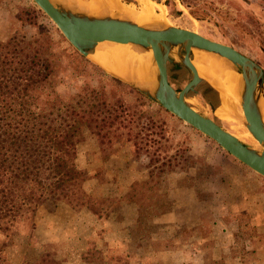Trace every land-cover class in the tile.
Instances as JSON below:
<instances>
[{"label":"rangeland","instance_id":"rangeland-1","mask_svg":"<svg viewBox=\"0 0 264 264\" xmlns=\"http://www.w3.org/2000/svg\"><path fill=\"white\" fill-rule=\"evenodd\" d=\"M15 1L17 18L6 39L15 33L31 39L42 32L51 35L57 45L73 48L33 0ZM123 1L130 6H133L130 2H134L137 10L144 9L140 2ZM149 1L156 5L160 15L170 20V24L229 45L264 69V0ZM33 10L39 15L35 16ZM182 66L171 68L172 83L177 90L183 89L192 78V73ZM99 68L88 66L95 78H103L105 84L112 82L111 75ZM61 78L58 92L62 98L75 93L83 82L82 77L69 71ZM123 91L126 93L120 94L129 103L139 97L128 85ZM221 95L218 111L226 109L225 98ZM191 96L190 103L196 109L215 119L239 139L258 145L256 140L244 136L242 117L222 112L217 116L206 105L207 102L217 104V97L209 93V84L204 78L197 93ZM42 105L40 101L39 111ZM140 110L147 119L166 120L168 141L163 140L162 150L175 164V171L162 176L158 190L150 187L144 192L142 184L150 180L149 159H137L132 143L117 146L113 153L107 150L105 155L96 139L86 135L79 145L77 163L89 176L85 190L102 202L100 208L106 211L103 217L87 209L76 210L65 202L48 201L38 209L35 218L31 214L24 215L18 225V234L7 249L8 264H30L47 253L62 264H167L163 259L156 261L149 256L150 234L160 229L153 225L152 218L165 211L179 212L184 208L183 202L192 210L201 212V224L193 228L191 223H179L170 232H165L166 235H160L164 239L153 245L154 250H178L179 246L190 241L197 243L195 238H200L202 244L196 246L208 251V256L203 254L204 264L223 261L228 264H264V177L159 105L147 102ZM131 189L140 192L136 198L142 207L138 205L137 224L124 228L113 219ZM183 189L191 191L192 197L189 193L177 194ZM243 198H248L250 211L235 207ZM183 216L188 221L193 218V213ZM108 217L111 219L106 222ZM110 224H115L117 228L114 230L118 231L113 230L112 237L107 239L106 226ZM117 232L119 235H115ZM190 254L191 251H187L182 264H192L193 255Z\"/></svg>","mask_w":264,"mask_h":264},{"label":"trees","instance_id":"trees-1","mask_svg":"<svg viewBox=\"0 0 264 264\" xmlns=\"http://www.w3.org/2000/svg\"><path fill=\"white\" fill-rule=\"evenodd\" d=\"M89 65L98 67L46 33L0 39V264L9 263L7 249L24 215L35 218L48 201L103 217L102 202L85 190L89 176L77 163L86 135L96 139L105 155L132 143L137 159H149L144 192L158 190L162 176L176 169L162 150L163 140L168 141L166 120L147 119L140 110L151 101L137 92L136 101L127 102L120 94L126 93L124 82L110 76L112 82L105 84L89 72ZM68 71L83 82L62 98L58 88ZM209 88L218 103L217 92ZM138 195L134 192L122 201L142 207ZM30 264L62 263L47 253Z\"/></svg>","mask_w":264,"mask_h":264},{"label":"water","instance_id":"water-1","mask_svg":"<svg viewBox=\"0 0 264 264\" xmlns=\"http://www.w3.org/2000/svg\"><path fill=\"white\" fill-rule=\"evenodd\" d=\"M33 1L52 20L71 46L101 69L103 68L88 57L100 42L133 43L152 50L158 68L157 87L153 92L103 70L212 139L242 164L264 177V120L259 105L264 93V69L255 61L229 45L170 23L142 27L115 16L91 15L74 7L71 8L58 0ZM194 48L219 54L237 65L244 82L241 104L246 123L243 125L260 144L258 149L248 141L238 139L236 134L190 103L192 98L190 92L203 81L192 63ZM168 63H174L176 67L181 64L192 73L191 81L183 89L177 90L170 84ZM207 83L219 96L217 104L206 103L215 112L220 105V95L217 89L208 81Z\"/></svg>","mask_w":264,"mask_h":264},{"label":"bare ground","instance_id":"bare-ground-1","mask_svg":"<svg viewBox=\"0 0 264 264\" xmlns=\"http://www.w3.org/2000/svg\"><path fill=\"white\" fill-rule=\"evenodd\" d=\"M58 1L91 15L115 16L142 27L170 23L166 16L163 17L158 13L156 5L149 0H136L144 5L142 11L125 4L123 0ZM192 52V63L197 68L200 77L207 80L225 98L226 109L216 110L217 116L222 112L223 114L232 113L235 116L242 117L244 136L248 140L255 141L253 135L243 125L246 123L241 104L244 82L243 75L239 72L237 65L228 58L213 52L197 48L192 49ZM88 57L99 66H102L108 73L122 80L133 82L151 92L157 87L158 68L152 50H147L133 43L103 41L97 44ZM259 105L264 120V93L260 98ZM251 145L257 149L260 146L259 143L258 145Z\"/></svg>","mask_w":264,"mask_h":264},{"label":"crops","instance_id":"crops-1","mask_svg":"<svg viewBox=\"0 0 264 264\" xmlns=\"http://www.w3.org/2000/svg\"><path fill=\"white\" fill-rule=\"evenodd\" d=\"M16 1L15 0H0V39H6L10 32L12 25L14 23V20L16 17ZM134 193V189L130 190V193L126 195H132ZM189 193L190 197H192V192L183 189L177 192V194H183L185 195ZM121 195H124L121 194ZM248 194L246 193V196ZM122 197V196H119ZM127 197V196H125ZM189 197V198H190ZM240 204L236 205L235 207L240 208L242 210H251L250 205L248 203V198H243L241 199ZM184 208L181 209L179 212H164L161 215L153 216L152 218V223L155 226H158L160 229L159 231L150 234L149 237V248H150V253L149 256L156 260V261H161V259L165 260L167 264H182L184 259L183 257L186 256L187 251H191L190 255L192 259L191 263L192 264H204L205 262V256L203 254L208 256V251L202 249V247H197L196 244H202V240L200 238H195V243L194 241H190L189 244L181 245L177 249L178 250H169V249H164V250H154L153 245L157 243L158 241L163 240V236L160 237V235H164L165 232H167L170 229H173V227H177L179 223H191V226L193 228L199 227L202 221V214L200 211L192 210L189 205H186L185 202L182 203ZM182 206V207H183ZM193 213V218L191 220H185L184 214L185 213ZM129 213V215H127ZM115 214V213H112ZM95 215V214H94ZM119 215H122V218H120ZM97 216V215H96ZM111 218L108 217V219H105L106 222H109ZM114 223H117L119 225H123L124 228L130 226L133 227L137 224L139 220V206L135 203H127L125 201L121 202L120 206L118 207V211L115 214V218L113 219ZM118 225V226H119ZM182 225V224H181ZM117 228V226L114 224L113 226H106L107 229V239H109V236L112 237L113 235V230ZM121 230V229H120ZM124 230V229H123ZM196 230V229H194ZM114 231H118L117 229ZM120 232L115 233V235H119ZM166 235V234H165ZM168 239V238H165ZM124 242V241H123ZM151 244V245H150ZM142 248V247H141ZM190 249V250H189ZM210 257V256H209ZM207 257V258H209ZM186 260V258H185ZM214 262V261H213ZM212 264V263H211ZM215 264V262L213 263Z\"/></svg>","mask_w":264,"mask_h":264},{"label":"flooded vegetation","instance_id":"flooded-vegetation-1","mask_svg":"<svg viewBox=\"0 0 264 264\" xmlns=\"http://www.w3.org/2000/svg\"><path fill=\"white\" fill-rule=\"evenodd\" d=\"M134 1H136V0H134ZM136 2H138V1H136ZM139 3V2H138ZM130 4H132L133 6L132 7H134V8H136V5L137 4H135L134 2H130ZM140 5V4H139ZM165 5V4H164ZM165 6H167V5H165ZM140 7H141V5H140ZM137 9V8H136ZM180 12H181V10H179ZM172 66H174V67H176L175 65H174V63H168V79H169V82H170V84L173 86V83H172V76H171V68H172ZM182 67H184V66H182ZM187 69V68H186ZM188 70V69H187ZM192 79V78H191ZM187 85V84H186ZM174 87V86H173ZM197 88H198V86L196 87V89L194 90V91H192L193 92V95L194 94H196L197 93ZM209 93L212 95L213 93L211 92V90H210V88H209ZM204 97H205V99L206 98H208L206 95H204ZM209 99V98H208ZM210 100V99H209Z\"/></svg>","mask_w":264,"mask_h":264}]
</instances>
